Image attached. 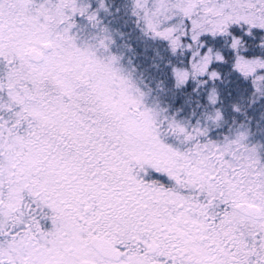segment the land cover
I'll return each instance as SVG.
<instances>
[{"label": "snow or ice", "instance_id": "snow-or-ice-1", "mask_svg": "<svg viewBox=\"0 0 264 264\" xmlns=\"http://www.w3.org/2000/svg\"><path fill=\"white\" fill-rule=\"evenodd\" d=\"M0 264H264V0H0Z\"/></svg>", "mask_w": 264, "mask_h": 264}]
</instances>
